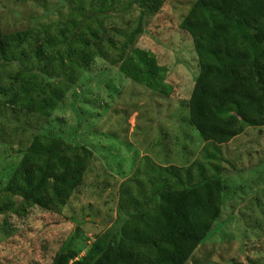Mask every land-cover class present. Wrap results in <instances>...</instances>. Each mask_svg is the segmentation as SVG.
Instances as JSON below:
<instances>
[{"label": "rangeland", "instance_id": "rangeland-1", "mask_svg": "<svg viewBox=\"0 0 264 264\" xmlns=\"http://www.w3.org/2000/svg\"><path fill=\"white\" fill-rule=\"evenodd\" d=\"M80 1L0 0V38L26 36L14 39V59L0 55V264H53L68 241L82 258L115 226L121 187L147 157L182 169L203 161L188 111L199 62L180 29L196 0L144 15L135 0ZM71 22L79 32L100 25L117 52L85 49ZM42 132L61 136L74 164L88 160L82 186L49 210L5 190ZM219 158L222 212L189 263L264 264V127L247 128Z\"/></svg>", "mask_w": 264, "mask_h": 264}, {"label": "trees", "instance_id": "trees-1", "mask_svg": "<svg viewBox=\"0 0 264 264\" xmlns=\"http://www.w3.org/2000/svg\"><path fill=\"white\" fill-rule=\"evenodd\" d=\"M135 1L142 15L156 14L165 4ZM142 18L129 43L142 33ZM70 25L85 49L99 57L117 52L100 25L80 32L76 23ZM180 29L191 36L199 62L188 111L190 125L204 143L203 161L182 169L147 157L145 168L139 167L121 187L115 226L80 259L68 241L53 264H190L219 219L226 188L215 163L220 148L249 127H264V0H196ZM25 37H1L0 55L14 59V39L23 43ZM63 145L56 134L34 136L6 192L45 210L67 201L82 186L88 160L74 164Z\"/></svg>", "mask_w": 264, "mask_h": 264}]
</instances>
